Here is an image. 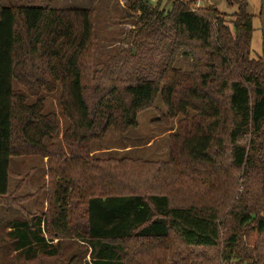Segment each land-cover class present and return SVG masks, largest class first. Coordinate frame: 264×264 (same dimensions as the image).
<instances>
[{
  "label": "trees",
  "instance_id": "1",
  "mask_svg": "<svg viewBox=\"0 0 264 264\" xmlns=\"http://www.w3.org/2000/svg\"><path fill=\"white\" fill-rule=\"evenodd\" d=\"M168 1L129 0L132 44L101 66L95 6L0 4V204L35 195L9 193L12 157L46 158L49 175L47 210L8 232L27 257L77 240L92 264H264V0L256 16L248 0H229L230 14ZM181 54L190 71L176 66ZM59 88L68 154L41 97ZM159 95L168 118H190L169 164L94 156V141L137 127Z\"/></svg>",
  "mask_w": 264,
  "mask_h": 264
},
{
  "label": "rangeland",
  "instance_id": "2",
  "mask_svg": "<svg viewBox=\"0 0 264 264\" xmlns=\"http://www.w3.org/2000/svg\"><path fill=\"white\" fill-rule=\"evenodd\" d=\"M156 2V0H152ZM197 10L207 7L218 9L223 14L233 13L237 9L231 6L229 0H184ZM168 0H163L168 4ZM248 11L258 15L261 0H248ZM2 5H30L52 8H90L95 6V18L97 29V45L95 49L94 63L101 66L108 59L128 48L134 39V31L137 30L136 22L139 14L129 8V0H0ZM170 5V4H169ZM168 5V6H169ZM166 6V5H165ZM230 19L227 17V20ZM255 31L252 39V56L257 58L262 50V33L260 22L254 19ZM176 66L184 71H190L193 67V59L190 55L181 54ZM15 89L26 91L18 82ZM61 88L54 93H43L46 112L56 113L59 118L60 130L55 138L58 146L70 152L63 141V133L69 125L60 110ZM36 97L31 96L33 102ZM193 112H190L192 115ZM190 118L179 115L168 118L167 108L161 95L138 117V126L127 132L119 133L110 129L101 141L92 143L93 154L101 159L129 158L153 163L155 168L164 167L172 159L174 142L179 141L183 125L188 128ZM183 126V127H182ZM178 137V138H177ZM47 159L34 156H16L11 158L10 168L12 174L9 180V193L14 198L35 194L32 198L18 205L0 204V264H70V258L75 254L80 256L75 264H92L88 253L83 259V252L89 245H84L77 240L65 241L64 249L59 248V253L54 256L38 253V256L29 258L22 251L16 250L14 242L8 235L10 226L16 221L30 220L36 214H42L47 210L49 194L45 190L49 184L47 172ZM31 215V216H30ZM258 237L256 232L244 237V244L248 251L254 245ZM57 240L50 245H56ZM90 252V250H89Z\"/></svg>",
  "mask_w": 264,
  "mask_h": 264
},
{
  "label": "crops",
  "instance_id": "3",
  "mask_svg": "<svg viewBox=\"0 0 264 264\" xmlns=\"http://www.w3.org/2000/svg\"><path fill=\"white\" fill-rule=\"evenodd\" d=\"M46 159V158H45ZM56 241V240H55Z\"/></svg>",
  "mask_w": 264,
  "mask_h": 264
}]
</instances>
